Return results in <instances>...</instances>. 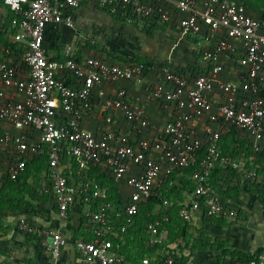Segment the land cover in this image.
I'll use <instances>...</instances> for the list:
<instances>
[{
	"label": "built area",
	"instance_id": "obj_1",
	"mask_svg": "<svg viewBox=\"0 0 264 264\" xmlns=\"http://www.w3.org/2000/svg\"><path fill=\"white\" fill-rule=\"evenodd\" d=\"M85 1L126 24L176 28L179 37L193 40L205 66L190 74L169 64L156 69L144 64L108 65L102 57L72 59L69 48L62 59H49L42 48L45 26L73 30L74 12L84 0H0L5 12L0 17V163L4 162L5 180L16 184L26 165L42 157L47 185L40 191L51 193L58 218L64 219L78 198L92 225L90 240L72 241L79 260L127 264L115 250L117 241L172 173L192 171L186 177L190 203L177 211L182 221L188 222L190 212L199 210L207 218L235 215V209L210 189L209 181L215 167L239 177L256 172V166L243 170L236 157L220 152L221 141L232 130L244 136L252 157L264 158V16L254 17L239 0ZM153 71L155 79L150 78ZM62 72L72 80H64ZM118 82L140 85L149 100L171 108L174 118L156 130L123 88L102 89ZM96 101V106L117 111L133 138L117 131L94 134L83 129L80 124ZM111 122L113 117L105 118V123ZM148 132L154 137L149 138ZM63 160L74 165L78 188L60 171ZM92 168L107 180L123 179L126 198L122 201L117 194L116 207L107 188L88 179ZM167 220L162 215L143 224L149 245L161 243L158 230ZM13 227L19 234L34 236L51 264L67 246L59 230L36 227L25 219ZM139 264L157 263L142 257ZM165 264H172L171 259ZM232 264H264V252Z\"/></svg>",
	"mask_w": 264,
	"mask_h": 264
},
{
	"label": "crops",
	"instance_id": "obj_2",
	"mask_svg": "<svg viewBox=\"0 0 264 264\" xmlns=\"http://www.w3.org/2000/svg\"><path fill=\"white\" fill-rule=\"evenodd\" d=\"M2 9L0 6V17L5 15V12L2 13ZM249 12L254 17L264 16L250 8ZM73 19L75 28L72 30V37L69 35L66 43H60L59 39L58 32L61 31L62 25L47 24L45 26L42 48L47 58L60 60L64 57V52L67 48H69L68 56L75 60H83L84 58L94 56L92 52L90 53L88 50L82 49L85 38H88L90 41V39H93L91 37L95 36L96 33H104L103 27H109L114 25V23H122L126 26L132 24H126L107 16L101 11H97L85 0L74 12ZM141 24L146 25V27L156 26L148 22ZM164 26L166 35H170L173 38L171 41L172 47L181 44L185 45L183 47H192L191 49H193L194 54L200 58L191 38H181L176 28L172 29L169 26ZM51 33L54 35L58 34V36L56 35L55 41L47 43L48 36ZM193 52H191V55H193ZM176 53L177 51L172 52L171 50L165 61L154 58L150 65H153L156 69L158 66L169 64L172 68L182 70L185 73L189 72L190 74L200 71L205 66L201 59L196 61L194 58L193 61L179 66L176 60L173 61ZM103 61L108 65H124L114 62V60L109 58H103ZM61 76L67 82L72 80V77L66 72H62ZM232 76L228 74V78ZM155 77L157 75L153 71L150 78L155 79ZM117 88H123L127 94L137 101V104L144 109L148 119L156 125V130H159L165 122L171 121L174 118L175 112L171 108H162L149 100L145 96L142 87L138 84L118 82L110 85L105 84L102 87L105 91H112ZM96 103L97 101L93 103L95 107L91 110L89 116L81 122L80 125L83 129L89 130L94 134L117 131L127 135L128 138H133L128 124L117 111L105 110L101 106H96ZM108 116L113 117L114 122L105 123V118ZM154 135L153 132L148 134L149 138H153ZM34 161H30L26 167L33 166L35 168L33 165ZM42 169H44L43 165ZM59 169L66 177L68 183L78 188L74 165L68 160H63ZM131 170H133V166H130ZM175 174L176 172L172 173V179L168 177L171 184L172 180L173 182L175 180ZM88 175V179L95 182H99L102 179L107 180V177L102 176L101 172L95 168L90 169ZM45 181H40L39 186L45 187L47 180ZM112 182L113 192L116 195L118 194L119 198L123 201L126 198L123 179L118 181L113 180ZM161 183H159L158 187ZM7 184L10 185L7 186ZM189 184L190 182H188V187L191 193V186ZM12 185L5 180L4 162L2 161L0 163V264H51L47 252L38 245L34 236L22 235L15 230L13 226L19 219H25L36 227L60 231L61 235L67 240V246L61 250L56 264H85L79 260L73 249L72 241L77 238L90 240L92 225L85 220L86 209L77 200L78 198L69 207L66 217L60 219L57 216L55 204L49 191L41 195L39 192L35 193L36 200L33 204L37 207V212L34 213L32 209L27 207L25 196L21 197L22 193L18 192L19 186L13 187ZM212 189H215V186H212ZM159 190H156V194ZM22 198L25 200H21ZM190 198L189 194L183 200H179L178 198L173 200L172 204L165 201L162 207L163 209L171 208L172 215L165 214L168 220L158 230L161 243L154 245L147 243L149 236L143 224H146L152 218L164 215H157L156 210L151 208L152 202H160V197L156 195L153 199L143 204L135 216L138 220L132 221L127 226L126 234L117 241L115 246L116 252L125 258L127 264H139V260L142 257H147L151 262H156L157 264H165L167 258L171 259L172 264H232L235 259H240L241 257L250 258L260 252H264L263 205L253 200L245 201L244 199L238 200L232 198L224 203L235 209L233 217L224 219L207 218L199 210L191 211L189 221L184 222L178 217L177 211L180 206L189 204ZM21 204H25V206H19Z\"/></svg>",
	"mask_w": 264,
	"mask_h": 264
},
{
	"label": "rangeland",
	"instance_id": "obj_3",
	"mask_svg": "<svg viewBox=\"0 0 264 264\" xmlns=\"http://www.w3.org/2000/svg\"><path fill=\"white\" fill-rule=\"evenodd\" d=\"M239 1L245 3L250 9L264 15V0ZM2 13H4L3 9ZM163 27L165 28V26L146 27V25L138 22L132 23L130 26L114 23V25L109 27H103L104 33H96L95 36L91 37L93 38L92 42L86 38L82 49L88 50L90 53L92 52L94 56L109 58L114 60V62L122 64H151L154 58L165 61L171 50L172 52L177 51L175 59L172 60H176L179 66L193 61V58L196 61L200 60L199 56L197 57L194 54L193 49H191L192 47H183L185 46L184 44L172 47L171 41L173 38L170 35H166ZM60 29L61 31L58 32L60 43H66L68 36L72 37V30L64 26ZM56 35L58 36V34H49L47 43L55 41ZM191 52H193V55H191ZM238 138V141H227L225 143L227 150L225 154L228 153L236 157L239 165H242L243 170L249 171L253 166H256L257 169L254 176L239 177L229 170H224L223 172L216 171L211 174L209 187L223 202L235 198L238 200L244 199L245 201L253 200L264 206V160L251 156L248 152V142L242 134H238ZM34 162L35 168L33 166L26 167L19 181L16 185L12 186L20 187H18V192L22 193L21 197L25 196L27 207L36 213L37 207L33 204L36 200L35 193L39 192L40 195L43 193L39 191V185L40 181L46 182V171L42 169V165L44 167L43 160L37 159ZM188 176L187 172L177 171L172 184H169V178L164 180L158 187L160 190L157 193L161 203L166 201L172 204L173 200L177 198L183 200L184 197L189 196L190 188L186 180ZM9 185L7 184V186ZM212 186H215V189H212ZM24 198L21 200H25ZM158 202H152L151 204V208L156 210L157 215H172L171 208L163 209L162 204L160 206ZM19 206L24 207L25 204ZM38 215L40 214L38 213ZM135 220L138 219L134 217L133 221Z\"/></svg>",
	"mask_w": 264,
	"mask_h": 264
},
{
	"label": "trees",
	"instance_id": "obj_4",
	"mask_svg": "<svg viewBox=\"0 0 264 264\" xmlns=\"http://www.w3.org/2000/svg\"><path fill=\"white\" fill-rule=\"evenodd\" d=\"M243 4H245V3H243ZM144 65H150V64H144ZM237 139H239L238 138V134H236V132L234 131V130H232L222 141H221V143H220V152L222 153V154H225L226 153V148H225V143L227 142V141H238ZM248 152H249V149H248ZM250 153V152H249ZM257 158H259V159H261V160H264V158H261V157H259V156H257ZM41 159H42V157H41ZM27 166V165H26ZM216 171H218V172H223L224 170H222V169H220L219 167H215L213 170H212V174L214 173V172H216ZM191 170H189V171H187V173L190 175L191 174ZM100 182V184L101 185H103V186H105L106 188H107V190H108V193H109V199L111 200V201H114V206L116 207L117 206V203H118V200H117V195L113 192L114 191V189H113V182L111 181V180H105V179H102V180H100L99 181ZM14 185V184H13ZM112 195V196H111ZM159 204H160V202H159ZM240 259H243V260H245V259H247V258H240Z\"/></svg>",
	"mask_w": 264,
	"mask_h": 264
}]
</instances>
